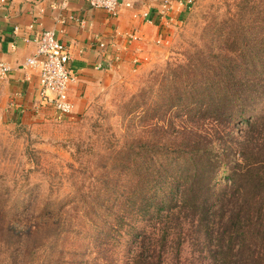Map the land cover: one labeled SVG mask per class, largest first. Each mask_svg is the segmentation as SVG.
Instances as JSON below:
<instances>
[{"label":"trees","instance_id":"obj_1","mask_svg":"<svg viewBox=\"0 0 264 264\" xmlns=\"http://www.w3.org/2000/svg\"><path fill=\"white\" fill-rule=\"evenodd\" d=\"M238 3L233 34L219 31L213 52L144 79L126 114L136 137L80 201L86 215H56L57 201L0 215V264H114L118 236L122 264H264V0Z\"/></svg>","mask_w":264,"mask_h":264},{"label":"rangeland","instance_id":"obj_2","mask_svg":"<svg viewBox=\"0 0 264 264\" xmlns=\"http://www.w3.org/2000/svg\"><path fill=\"white\" fill-rule=\"evenodd\" d=\"M257 2L254 13L262 4ZM237 4L241 3L193 0L185 19L172 28L150 57L103 77L79 111L60 117L54 107L39 105L32 116L19 122L1 115L0 215L17 211L41 213L53 201L59 203L54 207L56 215H86L88 206L80 201L98 195V180L103 181L105 176L103 166L116 150L136 137L134 119L126 118V114L144 79L173 59L186 58L188 62L189 56H198L208 47L216 49L219 31L224 29L225 36L233 34ZM263 111L264 103L258 107L256 117ZM225 182L223 179L222 186ZM92 234L93 229L87 227L83 235L86 237H79L75 247L85 250L93 241ZM118 239L119 236L110 239V247H117L110 251L109 260L114 264L123 263L125 246ZM92 256L91 261L96 254ZM185 257L188 263L196 259L191 253H185ZM96 259L101 261L102 257Z\"/></svg>","mask_w":264,"mask_h":264},{"label":"crops","instance_id":"obj_3","mask_svg":"<svg viewBox=\"0 0 264 264\" xmlns=\"http://www.w3.org/2000/svg\"><path fill=\"white\" fill-rule=\"evenodd\" d=\"M131 1L113 16L87 0H0V61L12 68L0 81V116L19 122L37 110L39 77L25 61L36 54L44 31H54L74 54L78 79L71 93L79 111L103 77L150 57L190 9L188 0H169L165 11V0Z\"/></svg>","mask_w":264,"mask_h":264},{"label":"built area","instance_id":"obj_4","mask_svg":"<svg viewBox=\"0 0 264 264\" xmlns=\"http://www.w3.org/2000/svg\"><path fill=\"white\" fill-rule=\"evenodd\" d=\"M6 2L7 0H1ZM94 8L104 9L113 16L118 15V9L122 5L132 7L131 0H87ZM193 0H188L191 6ZM170 1L163 3L164 11ZM16 27L15 32H19ZM28 41V38H26ZM74 54L70 47L61 42L54 31L46 30L39 39L36 54L28 57L25 67L36 71L39 77V101L37 106L54 107L60 117L71 114L75 110V102L71 93V87L78 77L71 66ZM11 66L0 61V81L7 78L11 72Z\"/></svg>","mask_w":264,"mask_h":264}]
</instances>
